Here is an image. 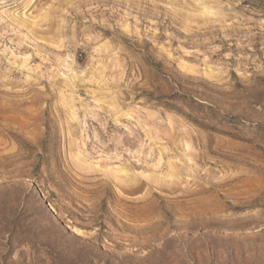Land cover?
Masks as SVG:
<instances>
[{
	"label": "rangeland",
	"instance_id": "374dc122",
	"mask_svg": "<svg viewBox=\"0 0 264 264\" xmlns=\"http://www.w3.org/2000/svg\"><path fill=\"white\" fill-rule=\"evenodd\" d=\"M259 1L0 0V264H264Z\"/></svg>",
	"mask_w": 264,
	"mask_h": 264
},
{
	"label": "trees",
	"instance_id": "16d2710c",
	"mask_svg": "<svg viewBox=\"0 0 264 264\" xmlns=\"http://www.w3.org/2000/svg\"><path fill=\"white\" fill-rule=\"evenodd\" d=\"M259 2H261L262 4H264V1H259ZM150 64L158 72H160V73L163 72L164 65L162 63L156 62V61H150ZM170 83L173 85L174 92H175L172 98H174L175 100H182V101L189 100L190 98H192V100H193L192 102H194V104H198L201 107L204 106V103H202L201 101H199L197 99H193V97H190L189 94L184 93V91H183L184 90L183 84H182L181 80L177 79V77H173V78L171 77ZM165 98L166 97L161 96V97H158L157 100L159 102H162V104L165 105V106H167L168 108L176 109V110H179L180 112H184V111H181V109H179V107L177 105H175L173 103H170V102H167V101H163ZM185 114H187V113H185ZM186 116H188L189 118H192V120L194 122L200 124V126H206V128H208L210 130L219 131V129L217 127H211V126H208V125H204V123H200V121H198L197 119H194L191 115H186Z\"/></svg>",
	"mask_w": 264,
	"mask_h": 264
}]
</instances>
